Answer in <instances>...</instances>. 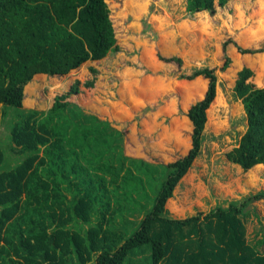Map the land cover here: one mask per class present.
<instances>
[{
  "label": "trees",
  "instance_id": "trees-1",
  "mask_svg": "<svg viewBox=\"0 0 264 264\" xmlns=\"http://www.w3.org/2000/svg\"><path fill=\"white\" fill-rule=\"evenodd\" d=\"M230 1L187 0L191 13L215 12ZM119 50L106 0H0V264H264V251L246 240L245 224L264 190L208 214L165 216L168 200L201 153L207 110L217 95L215 68L186 77L204 76L210 85L187 113L190 151L171 162L128 152L129 129L87 113L75 99L82 93L79 80L69 92L52 95L47 111L23 109L35 75L59 79ZM231 65L227 55L221 69ZM91 71L83 83L88 90L98 76L95 67ZM256 76L246 64L235 85L248 129L227 156L245 170L264 166V86ZM3 115L10 148L1 140ZM128 160L139 174L126 167ZM137 212L145 215L131 233L114 223Z\"/></svg>",
  "mask_w": 264,
  "mask_h": 264
},
{
  "label": "rangeland",
  "instance_id": "rangeland-1",
  "mask_svg": "<svg viewBox=\"0 0 264 264\" xmlns=\"http://www.w3.org/2000/svg\"><path fill=\"white\" fill-rule=\"evenodd\" d=\"M106 3L120 50L102 61H88L59 79L35 75L26 86L23 109L47 111L52 95L69 92L79 80L82 93L75 99L87 113L108 119L117 129H129L128 152L171 162L190 151L193 125L187 113L205 98L210 85L204 76L186 77L196 69L215 68L217 95L207 110L201 153L168 200L165 216L185 219L208 214L217 206L228 208L263 191L264 166L245 170L234 165L227 154L248 129L246 109L235 92L239 72L246 64L252 65L256 83L264 86V0H232L225 7L217 6L215 12L196 13L189 12L187 0ZM239 47L260 52L243 54ZM227 55L232 65L222 70ZM174 58L182 63L167 61ZM92 67L98 76L95 89L88 90L83 83L93 77ZM1 119V140L10 148L8 117ZM9 154L13 157L16 152L11 149ZM126 167L139 174L131 160ZM112 184L108 183L110 188ZM148 191L154 196L152 189ZM144 202V209L150 210ZM250 211L245 220L246 240L264 251V244H259L264 239V199L255 202ZM144 215L118 216L114 223L122 230L126 225L131 233ZM92 220L96 221L95 217Z\"/></svg>",
  "mask_w": 264,
  "mask_h": 264
}]
</instances>
